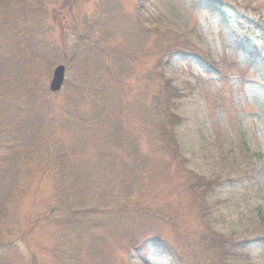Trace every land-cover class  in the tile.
<instances>
[{
	"label": "rangeland",
	"instance_id": "374dc122",
	"mask_svg": "<svg viewBox=\"0 0 264 264\" xmlns=\"http://www.w3.org/2000/svg\"><path fill=\"white\" fill-rule=\"evenodd\" d=\"M218 1L264 67V0ZM218 17L0 0V264H264V78Z\"/></svg>",
	"mask_w": 264,
	"mask_h": 264
},
{
	"label": "trees",
	"instance_id": "16d2710c",
	"mask_svg": "<svg viewBox=\"0 0 264 264\" xmlns=\"http://www.w3.org/2000/svg\"><path fill=\"white\" fill-rule=\"evenodd\" d=\"M191 1V5L193 6V8H204L207 9L211 14H217L219 17V24L222 28L223 31H226L229 33L230 38L232 39L233 43L235 44V46L240 47L243 52H245L247 55L249 53V62L248 64H250V66L257 68V70L259 71V73L261 74V76L264 78V67H262V64L256 65L255 63L252 62L251 59V55L253 56V54L251 53V50H249L248 48V44L247 42H249V37L246 38L245 40H241L239 38L236 39L235 37V32L241 29L240 27L247 25L248 23V28L251 29V31H254L253 28L257 27L253 24H251L253 21L248 20L245 18V16L241 15L237 10H235L234 8L231 7V10L229 9V7L227 8V4L225 1H218V0H190ZM245 22H247L245 24ZM244 24V25H243ZM254 26V27H250ZM264 34V33H263ZM251 39V38H250ZM260 50L263 52L262 55L264 56V45H260L259 46ZM260 53V52H259ZM258 53V54H259ZM201 57V61L204 63V67L206 68V70L209 73H215L218 74L220 72V69L217 67V65L214 62H210L209 60H207V58L205 56H200ZM166 81V80H165ZM51 92V91H50ZM171 97V96H170ZM168 101H170V98L168 99ZM176 119V116L174 117V115L172 116V119ZM169 131V130H168ZM168 131L166 130L165 133L166 135H168V137L170 138V133H168ZM172 137L170 138L171 141ZM211 188V186H210ZM209 189V187H208ZM212 239L214 240V245L215 246H219L220 248L224 247V246H228V243H223V241L219 240V239H215L214 236L212 237ZM157 245L160 246V248L163 250V252L168 256V261L170 264H183L182 262V258L180 257V255L178 253H176V251L174 250L173 247L169 246L167 243H163L162 241L159 240H155L154 241ZM226 242V241H225ZM259 242L263 243L264 240H260ZM238 242H234L232 245H238L237 248L240 249V251L244 250V246H246V242L241 241L239 242V244H237ZM145 242L139 246L138 250H141L144 246H145ZM219 244V245H218ZM223 244V246H222ZM219 264H223V263H219Z\"/></svg>",
	"mask_w": 264,
	"mask_h": 264
},
{
	"label": "water",
	"instance_id": "95a60500",
	"mask_svg": "<svg viewBox=\"0 0 264 264\" xmlns=\"http://www.w3.org/2000/svg\"><path fill=\"white\" fill-rule=\"evenodd\" d=\"M66 68L63 64L58 65L53 71V77L49 88L52 92H58L63 87L65 81Z\"/></svg>",
	"mask_w": 264,
	"mask_h": 264
}]
</instances>
